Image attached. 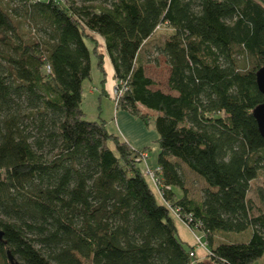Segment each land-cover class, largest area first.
Here are the masks:
<instances>
[{"label":"trees","instance_id":"trees-1","mask_svg":"<svg viewBox=\"0 0 264 264\" xmlns=\"http://www.w3.org/2000/svg\"><path fill=\"white\" fill-rule=\"evenodd\" d=\"M95 35L125 83L115 107L144 124L153 119L155 181L140 156L147 147L85 118L91 53L101 88L105 79ZM149 44L168 65L173 92L151 87L141 57ZM260 67L258 0H0V264L262 257L264 177L254 180L264 174V137L252 113L264 101ZM245 231V240L227 236ZM195 234L205 242L202 259Z\"/></svg>","mask_w":264,"mask_h":264},{"label":"rangeland","instance_id":"rangeland-1","mask_svg":"<svg viewBox=\"0 0 264 264\" xmlns=\"http://www.w3.org/2000/svg\"><path fill=\"white\" fill-rule=\"evenodd\" d=\"M164 28V26H163ZM161 26V31H165L166 28L163 29ZM161 37L162 34L160 35ZM159 34H155L154 37L156 38H160ZM96 39V35L94 36ZM96 50L98 52V50H100L101 54L104 55V62H106V64H108L107 61V56L105 54V46L103 44V42L101 41L100 38L97 37L96 39ZM154 42H152L153 44ZM90 46H92L91 44H89ZM145 48H147L146 52H145ZM153 47L149 44L146 45L144 47V49H142L141 51V57H142V61L144 64V70L145 73L150 76L153 80H154V84L151 86L152 88H159L163 91L166 92H173L168 88V84H167V77H168V65L166 64L164 57L161 54H158L156 52V50L152 49ZM99 58V57H98ZM97 56H94L93 53H91V59H90V78H86L83 80L82 83V92H81V107L83 109V111L85 112V118L88 120H100L103 119L105 120L106 126H112L115 123V105L113 102L112 97L109 95L108 90L106 89V85L103 84V88L105 89L106 92H102L100 91L101 88V72L97 66V61H98ZM102 59V58H101ZM103 62V60H102ZM109 65V64H108ZM104 69V68H103ZM108 70V67H107ZM107 74V72H106ZM110 74V71H109ZM108 79H106L107 82ZM114 82H116L115 79H113L112 85H114ZM91 86H96L99 90L94 91V94H90L89 90ZM120 109V108H118ZM152 113V112H150ZM146 124V123H145ZM146 126L148 128H150L152 130V132L156 133V130L154 128V122L152 117L148 120V123L146 124ZM156 146V144H152L151 145ZM149 150V159H153V152L154 149ZM262 177H264V174H262L259 178H257L256 180H254V183H259V184H263L262 183ZM199 183L198 179H196L194 176L190 175L187 185L189 187V192L191 193V195L193 197H197L198 196V188H199ZM264 189V188H263ZM177 194H179V191L176 190ZM251 195L255 196L254 192L252 190H250ZM259 205L262 206L263 210H264V205H262L261 203L257 202ZM178 223V222H177ZM178 231L181 235L182 238H185L186 240H190L192 241V235L188 232V230L185 228H181L180 226L177 225ZM248 235V232H242V233H233V232H229L227 234L228 238L234 240V241H241V240H245L246 236ZM204 239V238H203ZM207 264H210L209 262H207ZM252 264H264V255L260 258H258L257 260H255Z\"/></svg>","mask_w":264,"mask_h":264},{"label":"crops","instance_id":"crops-1","mask_svg":"<svg viewBox=\"0 0 264 264\" xmlns=\"http://www.w3.org/2000/svg\"><path fill=\"white\" fill-rule=\"evenodd\" d=\"M100 38L101 41L104 44L103 39L99 36L96 35V39ZM90 44V43H89ZM105 46V44H104ZM90 49V47H89ZM101 51L98 50V53H100ZM105 54L107 56V61L108 64H106V62H104V55L101 54V60H103L102 62V67L104 68L105 71V79L103 84L106 85V89L108 90L109 95L111 96V86H112V82H113V67L111 65L110 59L106 53L105 50ZM91 59V56H90ZM108 67V70H107ZM110 71V74H109ZM107 72V74H106ZM101 75V74H100ZM106 79L107 82H106ZM83 83V82H82ZM102 84V86H103ZM98 91L99 89L96 86H91L89 93L90 94H94V91ZM102 89V91H101ZM101 93L102 92H106L105 89L102 87L100 88ZM114 102V101H113ZM82 105V104H81ZM115 105V104H114ZM119 107H115L116 111H115V123L112 126H106L107 129L110 132L115 133L116 135H118L121 139L125 140L126 142H128L133 148L135 149H140L143 147H147V152H146V159L144 161V164L146 163L147 165H155L156 164V153L158 151V144L156 143V138H157V134L152 132V130L150 128H148L146 126V124L143 123V121L141 119H139L138 117H135L131 114H129L127 111L123 110V109H118ZM105 121V120H104ZM152 144H156V146H151ZM154 149L153 152V159H149V150ZM204 248L203 247H195V254L198 257V259H202L204 257Z\"/></svg>","mask_w":264,"mask_h":264},{"label":"water","instance_id":"water-1","mask_svg":"<svg viewBox=\"0 0 264 264\" xmlns=\"http://www.w3.org/2000/svg\"><path fill=\"white\" fill-rule=\"evenodd\" d=\"M256 83L258 89L263 93L264 95V67H260L256 71ZM255 120L257 122V126L259 129V132L264 137V101L260 104H258L252 111ZM2 236V232L0 231V238Z\"/></svg>","mask_w":264,"mask_h":264},{"label":"built area","instance_id":"built-area-1","mask_svg":"<svg viewBox=\"0 0 264 264\" xmlns=\"http://www.w3.org/2000/svg\"><path fill=\"white\" fill-rule=\"evenodd\" d=\"M258 1H260L262 4H264V0H258ZM124 89H125V83H122L121 81L119 82V84L117 82H114V85L111 86V97L115 103L118 100V97L122 94ZM140 156L145 161L146 152H143ZM144 165H145L144 166V172L149 174L152 177L153 181H155L154 175L152 172V168H150L146 163ZM194 237H195V241H196L195 247H198V246L205 247V242L202 241L200 235L195 234ZM190 255H193V252H190Z\"/></svg>","mask_w":264,"mask_h":264},{"label":"bare ground","instance_id":"bare-ground-1","mask_svg":"<svg viewBox=\"0 0 264 264\" xmlns=\"http://www.w3.org/2000/svg\"><path fill=\"white\" fill-rule=\"evenodd\" d=\"M121 96V95H120ZM120 96L118 97V99L120 98Z\"/></svg>","mask_w":264,"mask_h":264}]
</instances>
